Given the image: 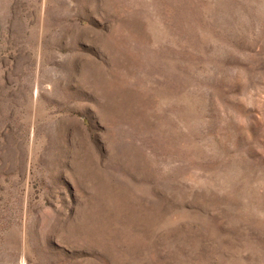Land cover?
I'll use <instances>...</instances> for the list:
<instances>
[{
	"label": "rangeland",
	"instance_id": "1",
	"mask_svg": "<svg viewBox=\"0 0 264 264\" xmlns=\"http://www.w3.org/2000/svg\"><path fill=\"white\" fill-rule=\"evenodd\" d=\"M0 264H264V0H0Z\"/></svg>",
	"mask_w": 264,
	"mask_h": 264
}]
</instances>
